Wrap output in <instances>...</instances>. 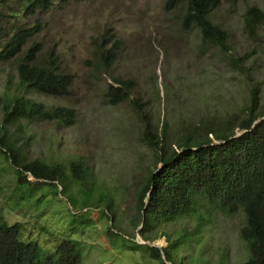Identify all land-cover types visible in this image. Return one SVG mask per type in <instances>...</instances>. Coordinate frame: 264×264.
I'll return each mask as SVG.
<instances>
[{
    "label": "rangeland",
    "instance_id": "1",
    "mask_svg": "<svg viewBox=\"0 0 264 264\" xmlns=\"http://www.w3.org/2000/svg\"><path fill=\"white\" fill-rule=\"evenodd\" d=\"M26 1L1 3V22L10 31L12 25L32 26L37 20L41 30L27 46L40 43L43 56L53 51L62 72L74 78L66 99L39 94L30 98L76 112L70 128L54 123L30 126L28 157L66 164L84 159L93 169L95 196L84 204L86 192L71 185L65 194L61 187L45 186L28 197L26 188L16 186L13 169L0 158V222L22 224L23 241H34L47 252L62 238L78 241L81 264H159L144 250H127L128 241L154 242L163 249L164 233L174 237L182 229H194L196 221L163 225L149 234L155 241L139 236L137 190L150 170L162 168L158 152L142 140L145 121L157 134L167 124L175 142L188 132H200L207 121L218 123L242 112L253 88L264 106V25L248 34L244 24L247 7L264 12V0H220L209 19L227 33L226 49L203 46L197 30L183 29L184 11L166 12L165 0H51L46 12L31 17L23 12ZM116 41L117 60L105 68L94 51ZM240 57H247L239 63L243 71L232 66ZM15 64L0 61V95L18 81ZM116 80H128L132 86L129 98L112 106L104 95ZM109 202L112 212L104 215ZM243 224L242 213H214L198 230V241L181 249L183 264H244L248 252L239 238Z\"/></svg>",
    "mask_w": 264,
    "mask_h": 264
},
{
    "label": "trees",
    "instance_id": "2",
    "mask_svg": "<svg viewBox=\"0 0 264 264\" xmlns=\"http://www.w3.org/2000/svg\"><path fill=\"white\" fill-rule=\"evenodd\" d=\"M8 1L0 0V4L4 6ZM219 5L220 0H165L163 8L166 12L184 11L180 14L183 29L197 30L203 46L214 44L226 49L227 33L209 19ZM50 6L51 0H27L23 12L31 17L46 12ZM1 17L0 11V61H16L18 81L6 86L0 95V158L13 169L16 186L26 188L28 197L45 186H55L56 190L61 187L65 194L72 185L86 192V204L95 196V183L93 169L84 159L77 158L69 164L50 163L39 158L30 160L26 151L30 126L54 123L70 128L76 123L72 108L46 106L30 98L31 94L68 98L73 75L62 72L53 51L43 56L40 43L27 46L41 30L37 20L32 26L12 25L8 31ZM244 24L246 32L254 34L264 25V12L255 6L247 7ZM103 44L96 47L94 56L100 57L105 68H111L117 60L119 44L116 41L109 48ZM246 58L233 60L232 66L243 71L239 63ZM131 86L128 80L109 84L104 95L107 103L116 106L128 99ZM141 118L145 121L144 116ZM145 123L142 140L158 152L162 168L150 170L137 190V219L142 225L139 236L144 241H155L157 238L150 240L149 234L163 225L192 218L196 224L194 229H182L174 237L164 233L167 246L161 250L130 241L125 248L144 250L159 264H164L162 252L167 262L183 264L181 249L198 241V230L210 223L214 213L228 217L242 213L244 224L239 238L248 252L244 264H264V106L258 89H251L242 112L218 123L207 121L200 132H188L175 142L167 134V124L157 134L148 121ZM112 209L109 202L104 206V215ZM22 234V224L0 222V264H81L78 241L62 238L52 252H47L34 241H23ZM109 234L112 236V232ZM125 243L123 239L121 244ZM219 264H226L225 260Z\"/></svg>",
    "mask_w": 264,
    "mask_h": 264
},
{
    "label": "water",
    "instance_id": "3",
    "mask_svg": "<svg viewBox=\"0 0 264 264\" xmlns=\"http://www.w3.org/2000/svg\"><path fill=\"white\" fill-rule=\"evenodd\" d=\"M143 220H144V218H143ZM143 220H142V221H143ZM137 244H138V245H147V246H149V247H154V248H157V249H160V250H161V248H159L157 245H155L154 242H153V243H151V242H141V243H137ZM161 254H162V255H161V259H162V261L164 262V264H172V263L166 261L163 252H162Z\"/></svg>",
    "mask_w": 264,
    "mask_h": 264
},
{
    "label": "bare ground",
    "instance_id": "4",
    "mask_svg": "<svg viewBox=\"0 0 264 264\" xmlns=\"http://www.w3.org/2000/svg\"><path fill=\"white\" fill-rule=\"evenodd\" d=\"M156 245V244H155Z\"/></svg>",
    "mask_w": 264,
    "mask_h": 264
}]
</instances>
